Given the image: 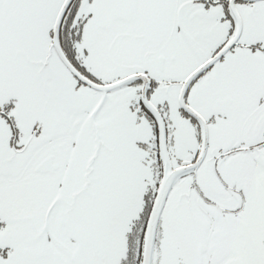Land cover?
I'll return each instance as SVG.
<instances>
[{"label": "snow or ice", "instance_id": "6c2138e0", "mask_svg": "<svg viewBox=\"0 0 264 264\" xmlns=\"http://www.w3.org/2000/svg\"><path fill=\"white\" fill-rule=\"evenodd\" d=\"M0 264H264V0H0Z\"/></svg>", "mask_w": 264, "mask_h": 264}]
</instances>
